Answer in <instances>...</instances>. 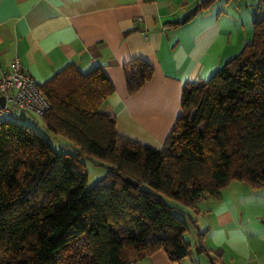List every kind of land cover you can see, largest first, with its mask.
Returning <instances> with one entry per match:
<instances>
[{
    "label": "trees",
    "instance_id": "trees-1",
    "mask_svg": "<svg viewBox=\"0 0 264 264\" xmlns=\"http://www.w3.org/2000/svg\"><path fill=\"white\" fill-rule=\"evenodd\" d=\"M123 72L132 94L154 68L133 58ZM38 86L49 102L45 129L72 151L55 150L23 119H0V264H130L158 250L177 262L192 251L184 208L232 180L264 185V10L237 54L183 85L160 149L118 133L101 111L114 87L100 66L70 64ZM83 159L105 167L89 188Z\"/></svg>",
    "mask_w": 264,
    "mask_h": 264
},
{
    "label": "crops",
    "instance_id": "crops-1",
    "mask_svg": "<svg viewBox=\"0 0 264 264\" xmlns=\"http://www.w3.org/2000/svg\"><path fill=\"white\" fill-rule=\"evenodd\" d=\"M203 1L0 0V66L17 58L38 84L70 64L100 66L114 87L101 111L118 133L160 149L183 85L209 79L252 36L240 35V0H212L185 19ZM133 58L154 72L130 94L123 64ZM184 214L189 256L172 262L158 250L130 264H264V185L232 180Z\"/></svg>",
    "mask_w": 264,
    "mask_h": 264
},
{
    "label": "built area",
    "instance_id": "built-area-1",
    "mask_svg": "<svg viewBox=\"0 0 264 264\" xmlns=\"http://www.w3.org/2000/svg\"><path fill=\"white\" fill-rule=\"evenodd\" d=\"M0 96L4 97V104H0V115L6 118L23 119V112L41 117L49 107L38 82L17 58L12 61L9 70L0 66ZM9 105L23 112L19 114Z\"/></svg>",
    "mask_w": 264,
    "mask_h": 264
},
{
    "label": "rangeland",
    "instance_id": "rangeland-1",
    "mask_svg": "<svg viewBox=\"0 0 264 264\" xmlns=\"http://www.w3.org/2000/svg\"><path fill=\"white\" fill-rule=\"evenodd\" d=\"M260 11L257 13V11ZM264 10V0H240V7L238 11L240 12V35L244 36L246 31L249 32L252 29L253 20L261 17ZM247 32V34H248ZM249 37H252L251 35ZM11 109L16 112H23L18 108H14L9 105ZM25 118H23L22 123L28 124L36 128L44 137H46L53 148L57 151H72L69 141L63 137L55 136L44 127V123L41 117L32 115L28 112L22 113ZM4 118V115H0V119ZM85 163V169L87 172L86 187L89 188L97 183L105 174V167L97 159H83ZM174 203V202H172ZM185 217V214H184ZM186 219V218H185ZM187 220V219H186ZM184 237L189 238V233L186 232Z\"/></svg>",
    "mask_w": 264,
    "mask_h": 264
},
{
    "label": "water",
    "instance_id": "water-1",
    "mask_svg": "<svg viewBox=\"0 0 264 264\" xmlns=\"http://www.w3.org/2000/svg\"><path fill=\"white\" fill-rule=\"evenodd\" d=\"M0 104H2V105L4 104V97H2V96H0ZM124 180H125V182L131 184L134 187L137 185V182L130 177H125Z\"/></svg>",
    "mask_w": 264,
    "mask_h": 264
}]
</instances>
